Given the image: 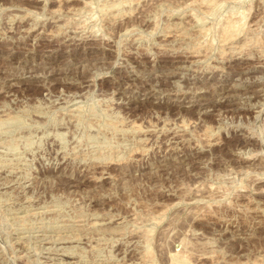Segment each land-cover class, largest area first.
Here are the masks:
<instances>
[{
    "label": "rangeland",
    "instance_id": "374dc122",
    "mask_svg": "<svg viewBox=\"0 0 264 264\" xmlns=\"http://www.w3.org/2000/svg\"><path fill=\"white\" fill-rule=\"evenodd\" d=\"M0 264H264V0H0Z\"/></svg>",
    "mask_w": 264,
    "mask_h": 264
},
{
    "label": "bare ground",
    "instance_id": "6f19581e",
    "mask_svg": "<svg viewBox=\"0 0 264 264\" xmlns=\"http://www.w3.org/2000/svg\"><path fill=\"white\" fill-rule=\"evenodd\" d=\"M33 82V81H32ZM172 262V261H171Z\"/></svg>",
    "mask_w": 264,
    "mask_h": 264
}]
</instances>
